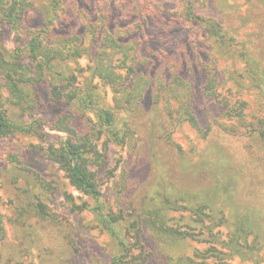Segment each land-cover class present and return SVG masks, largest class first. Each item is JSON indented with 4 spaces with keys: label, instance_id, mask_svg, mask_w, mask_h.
<instances>
[{
    "label": "rangeland",
    "instance_id": "obj_1",
    "mask_svg": "<svg viewBox=\"0 0 264 264\" xmlns=\"http://www.w3.org/2000/svg\"><path fill=\"white\" fill-rule=\"evenodd\" d=\"M31 1L23 26L40 30L44 2ZM145 1H158L177 18L165 27L168 37L156 36L151 22L138 23L128 9L118 11L120 0H67L50 28L57 36L82 38L85 46L93 37L87 24L100 34L106 29L120 45L130 46L126 66L115 63L117 74L128 87L142 83L140 98L127 110L108 85L95 80L107 105L134 132L123 147L104 138L98 144L106 156L97 176L107 214L121 219L120 234L131 246L125 264H264V135L247 127L264 117L257 90L242 62L219 49L202 26L182 20L181 0ZM194 12L219 21L234 40L230 44L245 48L264 70L259 3L197 0ZM13 41L10 29L0 25V43L12 49ZM90 65L86 57L71 64L83 70L80 83ZM31 93L36 105L19 119L41 121L37 135L0 138L5 232L0 259L4 264H111L121 257L117 242L94 214L92 200L76 191L50 158L68 138L52 127L66 111L65 101L53 98L41 83ZM221 99L239 106L242 120L228 116ZM182 107L189 108L198 129L189 125Z\"/></svg>",
    "mask_w": 264,
    "mask_h": 264
},
{
    "label": "trees",
    "instance_id": "obj_2",
    "mask_svg": "<svg viewBox=\"0 0 264 264\" xmlns=\"http://www.w3.org/2000/svg\"><path fill=\"white\" fill-rule=\"evenodd\" d=\"M120 1L121 5L119 4L117 10L121 7L128 9V14L134 16L140 24V20L151 22L156 36L160 38L169 36L165 27L173 23L169 21L177 18L172 13L165 12L158 1L152 5L145 0ZM255 1L264 8V0ZM43 2V26L40 30L29 31L24 29L23 22L32 7V1L0 0V25L8 27L14 34L12 49H7L0 43V138L37 135L38 128L43 125L41 121L35 119L25 123L19 119L23 112L36 105L31 93L33 85H46L53 98L64 99L67 109L55 120L52 127L53 130L66 134L68 138L62 150L51 151L50 158L60 165L69 184L92 200L94 214L102 227L117 242L121 257L114 259L111 264H125V259L131 254V246L120 234L121 219L115 220L113 214H107L109 211L106 209L97 176V171L106 165V156L98 144L104 138L123 147L134 132L129 122L125 121L114 107L107 105L97 90L95 80L108 85L112 92L119 96L121 105L127 110L130 102L140 98L143 92L142 83L138 80L128 87L116 72V61L123 65L122 68L126 66L129 45H120L114 35L106 29L101 34L94 32L92 27L95 26L91 24L86 26V32L93 34L89 46L83 44L82 38L71 33L57 36L51 29L65 11L67 0ZM196 2L197 0L180 1L184 4L182 20H191L202 26L209 40L214 41L225 54L243 63L244 75L250 80L251 88L257 90L262 102L258 107L259 112L264 111V70L257 69L256 62L245 48L237 49L236 45L230 44L234 40L226 37L219 21L195 15ZM97 33L100 37L95 36ZM182 53L186 55V51L183 50ZM82 57H86L91 65L87 68L88 76L80 83L83 70L71 68V64H75ZM181 60L179 55V61ZM158 63L164 64L165 60L159 59ZM213 86L214 83L210 87ZM221 103L228 116L242 120L243 112L239 106L233 107L225 99H221ZM188 109L182 107L181 114L191 127L198 129ZM77 123L83 124L81 131L76 129ZM254 123L256 126L248 122L249 131L264 135V117L256 118ZM4 233L0 215V242L5 237ZM0 264H4L1 259Z\"/></svg>",
    "mask_w": 264,
    "mask_h": 264
}]
</instances>
